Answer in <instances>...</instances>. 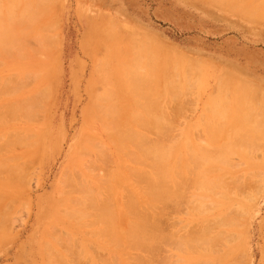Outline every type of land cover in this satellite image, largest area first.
<instances>
[{
    "label": "rangeland",
    "instance_id": "1",
    "mask_svg": "<svg viewBox=\"0 0 264 264\" xmlns=\"http://www.w3.org/2000/svg\"><path fill=\"white\" fill-rule=\"evenodd\" d=\"M5 1L0 0V5ZM32 1L35 2V10L38 3H43L44 8L34 14L33 21L24 19L19 22L21 27H17L21 28L19 30L22 33L18 28V33L11 30L14 22L3 16L6 14L0 10V32L8 34L12 41L14 35L19 34L11 47L0 45V162L4 163L0 164V207L5 208L7 214L1 215V218L8 219H4L6 223L4 222L3 228L0 222V230L4 229L0 231V264H47L49 260L45 261L44 254H57L56 257L53 255L54 258L50 256L55 262L48 257L53 262L48 264H57V259H60L61 264H103L105 260V264H139V260L146 256L148 258L141 260L140 264H264V0H232L234 3L229 0V4L223 0L222 5L218 0ZM249 3L253 5L249 7ZM249 14L253 15L249 17ZM24 22L26 24L22 28L21 23ZM34 33L38 36H34ZM134 74L140 77L139 85L135 84L138 81H130L133 78L136 80ZM165 74H172L173 77L169 76L168 79L172 77L174 80L165 79ZM95 76L96 79L99 77L98 81ZM170 82L177 86L176 98H170L166 93ZM134 85L137 88L130 87ZM141 96L146 100L150 97L156 104H160L156 106L162 108L157 107L162 110V114L155 108L157 116L161 115L160 121L157 117L148 121V125L147 121L134 119L133 116V119L125 117L135 111H142V106L147 101L143 97L141 99ZM18 101L19 104L22 101L29 104V116L26 115L29 113L27 104H22L26 109L25 114L17 111ZM135 104L140 107H135ZM12 106L15 107L11 109ZM130 106L133 110L135 108L134 112L130 111ZM240 107L242 116H239ZM109 109H115L114 112L117 110L116 113L120 110L118 117L116 114V118L113 117L120 122L121 132L117 130L120 135L127 128L133 130L131 134L128 129L131 139L126 135V144L123 141L126 139L125 134L121 137L115 131L119 128H116L117 123L114 124L116 120H110ZM225 114H229V118ZM141 117L143 118L142 115ZM124 120H127V124ZM232 121L238 125L234 126V123L229 126L233 124ZM150 122L159 124L155 126L157 123ZM227 125L231 128L228 129ZM245 125L247 128L244 129ZM106 126L111 127L107 129ZM219 127L228 131L224 132ZM132 135L141 136L138 137L141 140L137 141V151L136 143H133L135 137ZM249 138L253 139L250 141ZM6 141L10 145L4 149L2 146ZM128 141L135 144V148ZM140 142L143 144L140 145ZM149 144L157 146L159 150L161 145L168 148L164 150L167 155L164 152L163 159L169 166L166 170L168 176L165 175L164 179L168 181V185L172 183V188L167 186L170 192L176 187L175 184L173 187V182L180 183L178 190L185 183L180 188L182 196L179 197V191L174 190L178 191V197L175 196L170 201L164 199L169 202L165 201V205L163 200L154 205V208L148 207L142 196V188L139 189L142 182L140 175L136 173L137 170L139 173V170L144 169L143 165L135 164L140 163L141 152L150 149ZM73 146H80V155L73 157ZM126 149L134 159L139 156L138 162L128 156ZM137 154L139 155L136 156ZM83 165L89 167V170ZM179 165L181 167L178 169ZM134 168L136 171H133ZM90 170L93 171L89 172ZM146 170L151 169L147 167ZM18 171H24L22 181L25 177V186L22 184L24 181L17 182L21 181L17 176ZM65 172L74 177L79 175L75 177L76 182H82H77V185H83L80 188L86 185L87 191L79 192L81 189L78 186L80 190L76 188L72 195L80 198L79 203L60 207L56 204L60 196L57 186L61 185ZM10 174L13 175L10 177ZM181 179L184 181L182 184ZM199 181H202L200 185L205 183V186L197 187ZM206 182L211 186L206 185ZM204 187H209L211 191ZM91 190L94 197L98 198L94 199ZM126 192L131 193L129 195L132 197H129L136 203V206L132 204L133 207L130 208L138 207L137 211L140 212L144 208L147 219L149 216L154 222V213L161 212L162 216L158 213V217L162 220L160 217L156 218L159 221L155 220L158 222V226L155 224L156 229H159V225L162 228L159 229L161 235L158 230L160 241H156L157 238L155 243L148 241L149 247L152 245L156 250L145 247L148 252H141L144 248L139 251L137 246L133 249L128 243L126 245L130 248L124 245V242H128L125 241L127 235L123 240H120V236L113 237L115 233L111 234L109 230L112 223L110 226L108 224L107 235L102 237V228L107 229L105 220L102 219L101 223L104 221L106 227L99 225L98 221L99 227L95 224L91 226L96 221L95 218L91 219L93 217L86 216V220L89 218L85 221L86 225L83 224L84 216L76 217L79 216L76 209L83 210L86 207L85 210L88 211L87 208L91 206H103L107 200V211H114L116 219L113 218L115 222L113 221L112 231L114 232L117 224L119 235H125V231L121 232L120 229L124 230L125 221L127 225V220L131 221L135 217V208L132 210L133 218L129 216L131 212H126L130 209L125 207ZM218 192L225 193L226 196H218ZM79 193L82 194V199ZM87 197L91 199L88 200ZM129 197L128 204L131 202ZM157 206H161L159 208L163 212ZM61 209H66L67 212ZM69 209L75 212V217L74 212ZM0 213L4 211L0 209ZM230 217L233 223H229L232 222ZM79 222L84 226L78 225ZM98 228L102 231L96 232L95 229ZM92 230L99 232L101 236L98 237ZM189 230L198 232L191 236ZM51 231L55 232V236ZM187 232L190 237H183ZM200 232L202 235L198 236ZM109 233L116 238L115 245L122 241L118 248L112 244L113 238H110L112 242L109 245ZM55 237L60 242L53 241ZM66 237L67 243L62 241ZM44 241L51 243H48L52 246L50 248L57 247L56 251L50 249V253L44 246ZM56 243L66 251H74L70 250L67 254ZM61 254H67L64 260L62 256L60 258ZM153 254L157 257L151 261L149 257H153ZM134 256L142 258L138 260ZM129 257H133L137 263Z\"/></svg>",
    "mask_w": 264,
    "mask_h": 264
},
{
    "label": "bare ground",
    "instance_id": "2",
    "mask_svg": "<svg viewBox=\"0 0 264 264\" xmlns=\"http://www.w3.org/2000/svg\"><path fill=\"white\" fill-rule=\"evenodd\" d=\"M217 1V0H216ZM218 1H220V4L222 5V3H223V0H222V2H221V0H218ZM227 1H229V0H226L225 2H227ZM225 2H224V4H225ZM229 2H231V3H234V1L232 2V0H230ZM215 3V2H214ZM228 3V2H227ZM39 5L37 6V8H36V10H35V2L34 1H32V0H23V1H21V0H6L5 1V3L1 6L0 5V10L2 11V13H4V14H6V15H3V16H5L7 19H9V20H12V22H14V24H13V26H11L10 28H11V30L13 31V32H16V33H18L17 31L19 30V29H21V28H19V27H21V26H19L20 24H19V22L21 21V20H24V19H30V20H32L33 21V16H34V14L36 13V12H40V11H38L39 9L41 10H43V8H44V6H43V3L42 4H40V3H38ZM217 4H218V2H217ZM223 4V6H225ZM229 4V3H228ZM250 4V3H249ZM252 5H253V3H251ZM249 5V7H251L252 5ZM255 4V3H254ZM220 5V6H221ZM229 6V5H228ZM232 6H234L233 4H232ZM231 6V7H232ZM241 6V5H240ZM243 6H245V5H243ZM247 6V5H246ZM256 6V4L254 5V7ZM230 7V6H229ZM249 7H247V8H249ZM258 7H259V3H258ZM228 8V7H227ZM233 8H235V7H233ZM236 8H237V6H236ZM245 8V7H244ZM239 9V8H238ZM231 10H233L232 8H231ZM236 11H238V10H236ZM255 11V10H254ZM42 12V11H41ZM243 12V11H242ZM241 12V13H242ZM256 12V11H255ZM238 13H240V11H238ZM246 13H247V11H246ZM246 13H244V14H246ZM248 13H249V11H248ZM251 15H253V14H251ZM251 15L249 14V17H251ZM253 17V16H252ZM22 22V21H21ZM24 24H26V22H24L23 24L21 23V25H23L22 26V28L24 27ZM27 24H30V23H28L27 22ZM17 26H19V27H17ZM17 28H18V30H17ZM25 29H27L26 27H25ZM24 29V30H25ZM19 32L20 33H22L20 30H19ZM24 33V32H23ZM32 35V34H31ZM37 35V33L35 34L34 33V36H36ZM19 36V34H17V36L16 35H14V38H13V41H12V39H11V37L8 35V34H5V33H1L0 32V45H2V46H10L11 47V45L12 44H14V42L15 41H17L16 40V38ZM23 36V35H22ZM22 36H21V40H22ZM38 36V35H37ZM139 37V36H138ZM138 37L136 38V39H138ZM19 38V37H18ZM36 38V37H35ZM110 39L112 38V37H109ZM144 38H146V37H144ZM20 40V39H19ZM41 40V39H40ZM107 40H109V39H107ZM110 41V40H109ZM152 41V40H151ZM43 43V42H42ZM42 43H40V44H42ZM154 43V42H153ZM149 44V43H148ZM150 45V44H149ZM43 46V45H42ZM158 46V45H157ZM160 46V45H159ZM160 48V47H159ZM98 49V48H97ZM0 52H2V51H0ZM107 52V51H106ZM159 52H160V49H159ZM94 53V52H93ZM108 53V52H107ZM185 54V53H184ZM102 55V54H101ZM99 57V56H98ZM97 56H96V58H98ZM96 58H94V59H96ZM105 58H103L102 60L103 61H105V62H107L106 60H104ZM100 60V59H99ZM188 61V60H187ZM96 62V61H95ZM118 62V61H117ZM189 63H190V61H189ZM108 64V63H107ZM125 64V63H124ZM128 63H126V65H127ZM192 64V63H191ZM196 64V63H195ZM97 65H99V64H97ZM121 65V64H120ZM189 65V64H188ZM194 65V64H193ZM200 65H202V64H200ZM107 66V65H106ZM118 66V65H117ZM129 66V65H128ZM127 66V67H128ZM99 67V66H98ZM108 67V66H107ZM161 67H163V66H161ZM190 67V66H189ZM197 67H199V66H197ZM106 68V67H105ZM114 68V67H113ZM120 68H122V66L120 67ZM106 69H108V71H109V68H106ZM199 69V68H198ZM197 69V71H199ZM100 70V69H99ZM105 70V69H104ZM128 70H129V68H128ZM97 71V70H96ZM124 71H126L125 69H124ZM130 71H131V67H130ZM129 71V72H130ZM136 71V70H135ZM134 71V73L136 74V72ZM94 73V72H93ZM149 73H150V71H149ZM154 73H155V71H154ZM95 75H97L96 73H94ZM109 74V73H108ZM120 74H121V72H120ZM129 74V73H128ZM134 74V75H135ZM127 75V74H126ZM126 75H124L125 77H126ZM132 75V74H131ZM137 75V74H136ZM135 75V78H136V80H130V81H138L137 83H135V84H137V85H139L138 83H140L139 81H140V77H138V76H136ZM151 75H153V70H152V73H151ZM150 75V76H151ZM166 75V74H165ZM222 75H224V74H222ZM221 75V76H222ZM105 76H106V74H105ZM109 76V75H108ZM128 76H130V75H128ZM169 76H172L173 77V75L172 74H170ZM169 76L168 75H166L165 77H167V78H165V79H167V80H171V79H173L172 77H170V79H168L169 78ZM134 77V76H133ZM162 77V76H161ZM163 77H164V73H163ZM162 77V78H163ZM99 78V77H98ZM98 78L96 79V76H95V79L98 81ZM119 78V77H118ZM117 78V79H118ZM129 78V77H128ZM223 78V77H222ZM117 79H116V81H117ZM104 80V79H103ZM174 80V79H173ZM173 80H172V82H173ZM95 81V80H94ZM105 81V80H104ZM125 81V80H124ZM129 81V82H130ZM166 81V80H165ZM220 81V80H219ZM237 81V80H236ZM104 83V82H103ZM120 83V82H119ZM123 83V82H122ZM168 83V82H167ZM171 83V82H170ZM101 84V83H100ZM131 84V83H130ZM119 85V84H118ZM165 85H166V83H165ZM129 86V85H128ZM96 87V86H95ZM130 87H136V85H134V86H130ZM166 87H167V85H166ZM137 88V87H136ZM96 89V88H95ZM128 90V89H127ZM135 90V89H134ZM145 90H147V89H145ZM107 91V90H106ZM132 91V90H131ZM149 91H150V93H152V91L149 89ZM149 91H147V92H149ZM94 92H96L95 90H94ZM134 92V91H133ZM141 92V91H140ZM142 92H144V90L142 91ZM141 92V93H142ZM154 92V91H153ZM38 93V92H37ZM102 93V92H101ZM112 93H113V91H112ZM139 93V92H138ZM166 93L168 94V96L170 97V98H176L175 96H177V86L174 84V83H171L170 84V87H168V90L166 91ZM40 94H42V92L40 93ZM40 94L38 95V98H39V100L41 99V96H40ZM93 94V93H92ZM103 94V93H102ZM137 94V93H136ZM140 94V93H139ZM146 94V96H150L149 95V93H145ZM104 95V94H103ZM31 96V95H30ZM34 96V95H33ZM42 96H44L43 94H42ZM136 96V95H135ZM138 96H140V95H138ZM264 96V95H263ZM97 97V96H96ZM137 97V96H136ZM142 97L143 96H141V99H142ZM260 97V96H259ZM135 98V97H134ZM137 98H139V97H137ZM144 98V97H143ZM263 98V97H262ZM131 99H133V97H131ZM140 99V98H139ZM139 99H137V101L139 100ZM111 100V99H110ZM130 100V99H129ZM144 101L146 100L145 98L143 99ZM25 101V100H24ZM147 102V104L146 105H144V106H142V111L141 110H139V111H141V112H137V111H135L134 112V110H135V108H134V110L132 109V107L130 106V111L131 112H134L132 115L131 114H128V115H126L125 117H131V119H138V120H142V121H150V120H153L154 118H157V119H159V117L161 116V115H159V116H157L158 114L157 113H155V108H156V110H159V113L160 114H162L160 111H162V110H160V109H162L160 106H156L157 104H156V102L155 101H153V100H151L150 99V97H149V100H146ZM149 101V102H148ZM104 102V101H103ZM112 102L113 101H111V104H112ZM130 102V101H129ZM133 102H135V101H133ZM25 103V102H24ZM23 103V101H22V103H20L21 104V106H20V104H19V101H18V104H16V109H17V111L19 110V111H21V112H19V113H21L22 114V111H23V113H24V111H26V109L24 108V107H22V104H24ZM132 103V102H131ZM139 103H140V101H139ZM145 103V102H144ZM153 103H154V105H153ZM244 103H245V101H244ZM15 104V103H14ZM27 104V103H26ZM26 104H24V105H26ZM133 104V103H132ZM256 104H257V102H256ZM17 105H19V106H17ZM23 105V106H24ZM35 105H37V104H35ZM130 105V103L127 105V110H129L128 108V106ZM134 105V104H133ZM158 105H160V104H158ZM262 105V104H261ZM29 106V104H27V107ZM31 106H33L32 104H31ZM94 106V105H93ZM112 106V105H111ZM156 106V107H155ZM15 107V106H14ZM13 106H12V108L11 109H13L14 108ZM35 107V106H34ZM116 107V106H115ZM135 107H137V105L135 104ZM140 107V106H139ZM139 107H137V108H139ZM157 107L159 108L160 107V109H157ZM250 107V106H249ZM37 108V107H36ZM91 108H93L92 107V104H91ZM97 108V107H96ZM98 108H99V106H98ZM104 107H102V109H103ZM112 108V107H111ZM136 108V110H138ZM6 109H8V107L6 108ZM10 109V108H9ZM10 109V110H11ZM35 109V108H34ZM33 109V110H34ZM100 110H101V107L99 108ZM105 109V108H104ZM123 109V108H122ZM235 109V108H234ZM236 109H237V107H236ZM5 110V109H4ZM3 110V111H4ZM94 110V109H93ZM107 110H108V108H107ZM115 110V109H114ZM114 110L112 109V111L114 112ZM125 110H126V107H125ZM126 110V111H127ZM243 110H244V107H243ZM110 109H109V112H108V114L111 116V118H110V120L112 119H114V118H116L115 117V114H116V116L118 117V114H120V110H118V114L116 113V111L113 113ZM124 111V110H123ZM130 111H128V113L130 112ZM244 111H246V110H244ZM7 112V111H6ZM14 112H16V110L14 111ZM32 112V111H31ZM102 112V111H101ZM112 112V113H111ZM125 112V111H124ZM239 112V111H238ZM238 112H237V114H238ZM243 112V111H242ZM241 112V107H240V112H239V114L240 113H242ZM252 112V111H251ZM250 112V113H251ZM9 112H7V114H8ZM18 113V112H17ZM143 113V114H142ZM235 113V112H234ZM16 114V113H15ZM14 114V115H15ZM25 114V113H24ZM28 114H30V106H29V113L27 112V114L26 115H28ZM31 114H33V113H31ZM108 114H106L107 116H109ZM136 114L138 115V116H136ZM243 114V113H242ZM242 114H240L239 116H242ZM5 115H6V113H5ZM12 115H13V113H12ZM141 115L143 116V118L141 117ZM226 115H228V118H229V114H225V117H227ZM248 115V114H247ZM29 116V115H28ZM31 116V115H30ZM109 116V117H110ZM132 116H133V118H132ZM155 116V117H154ZM236 116V115H235ZM114 117V118H113ZM119 117H120V115H119ZM236 117H238V116H236ZM255 117V116H254ZM126 118V119H127ZM227 118V119H228ZM245 118H247V117H245ZM157 119L156 120H154V121H157ZM160 119H161V117H160ZM160 119L158 120V121H160ZM235 119V118H234ZM248 119V118H247ZM114 120H116V119H114ZM118 120H119V118H118ZM242 120H243V118H242ZM260 120V119H259ZM262 120H264V119H262ZM5 121V120H4ZM86 121V120H85ZM92 121V120H91ZM103 121V120H102ZM119 121H121V120H119ZM126 123L125 124H127V120H124ZM141 121V122H142ZM246 121V120H245ZM257 121V120H256ZM101 122V121H100ZM112 122V121H111ZM131 122H132V120H131ZM240 122V123H239ZM241 120L239 121L238 120V123L240 124V125H243V124H241ZM249 122V121H248ZM115 123H117V125H116V128H119V129H116L115 131H117V130H120V122H118L117 120L114 122V124ZM133 123V122H132ZM156 124L155 126H157L159 123L158 122H150V124ZM232 123H233V121H232ZM234 123H236V125H234ZM232 125H229V126H237L238 125V123L237 122H234ZM245 123V122H244ZM250 123V122H249ZM249 123H246V125L248 124V126H249ZM108 124V123H107ZM111 124V123H110ZM134 124H136V123H134ZM145 124V123H144ZM148 125H149V122L147 123ZM146 124V125H147ZM222 124V123H221ZM220 124V125H221ZM260 124H262V123H260ZM137 125H139L140 126V123H137ZM227 125V128L229 129V128H231V127H229ZM246 125H245V127L243 126V128L245 129V128H247L246 127ZM256 125V124H255ZM263 125V124H262ZM102 126V125H101ZM223 126V125H222ZM252 126V125H251ZM259 126V125H258ZM107 127V126H106ZM111 127V126H110ZM110 127H107V129L108 128H110ZM114 127H115V125H114ZM113 127V129H115ZM138 127V126H137ZM146 127V126H145ZM148 127V126H147ZM224 127V126H223ZM223 127L221 128L224 132L225 131H228L227 129H223ZM242 127V126H241ZM256 127V126H255ZM139 128V127H138ZM144 128V127H143ZM103 129H104V127H103ZM130 130V128H127V131L126 130H124L125 132H123L121 135L123 136L124 135V137L126 138V135H128V137H130V139H131V135L129 136V130ZM219 129H220V127H219ZM220 129V130H221ZM253 129V128H252ZM110 131H112V129H110ZM230 131V130H229ZM120 132H121V130H120ZM130 132H131V134H132V132H133V130H130ZM222 132V131H221ZM104 133V132H103ZM117 133L119 134V131H117ZM116 133V135H118ZM134 133H135V131H134ZM133 133V134H134ZM99 134V133H98ZM137 134V133H136ZM142 134V133H141ZM141 134H139V135H141ZM231 134V133H230ZM245 134V133H244ZM120 135V134H119ZM120 135V136H121ZM6 136H8V135H6ZM121 136V137H122ZM133 136V135H132ZM137 137H135V135L133 136V137H135V139H137V140H135L134 139V141L133 140H131V141H133V143H136V148H135V144H133V147L136 149V151H137V147H138V145H139V143H137V141L139 142V140H141L140 138H138V137H141V136H138V135H136ZM211 136V135H210ZM242 136V135H241ZM237 137V136H236ZM253 137V136H252ZM117 139H119L118 137H117ZM116 139V140H117ZM133 139V138H132ZM142 139H145V138H143V136H142ZM240 139V138H239ZM250 139V138H249ZM251 139H253V138H251ZM251 139H250V141H251ZM77 140V139H76ZM86 140V142H87V139H85ZM122 140V139H121ZM74 141H75V139H74ZM73 141V142H74ZM78 141V140H77ZM88 141H89V139H88ZM91 141V140H90ZM118 141V140H117ZM123 141L125 142V144H126V141H127V138L124 140L123 139ZM131 141H128V143H130ZM10 142V141H9ZM98 142V141H97ZM5 143V142H4ZM90 143H92V142H90ZM9 143L6 141V144L4 145V146H2V148H6V147H8L9 145H8ZM94 144H95V142H94ZM131 144V143H130ZM131 144V145H132ZM141 144H143V142H140V145ZM155 144V143H154ZM158 144V143H157ZM248 144V143H247ZM8 145V146H7ZM98 145V144H97ZM110 145V144H109ZM148 145V144H147ZM147 145H145V146H147ZM150 145V149H144L142 152H141V150L140 151H138V152H141V157H139L138 155L139 154H137L136 156H138L139 158H140V163L138 164V163H136L135 162V164H137V165H140V164H142L143 165V168H140V169H143V170H139L140 172L138 173V170H137V173H136V175H140V177H141V182H142V186L141 187H139V189L140 188H142V196H143V198H144V200H145V203L148 205V207L150 206H153V208H154V205L156 206V205H158V202H162L164 199H169V201H170V199L171 198H173V197H175L176 196V193L178 192L179 194H177V195H179V197H180V195L182 196L183 195V193L182 194H180L181 193V190H180V188H183V186L182 185H184L185 186V183H183L182 184V182H184L183 181V179H181V187L179 188V190H178V184H180V183H178L177 184V182H173V187H174V184H175V186L176 187H174L173 189H171V192H170V189H168L167 188V186L169 187L170 186V184H172V183H169V185H168V181H166L165 179H166V176L165 175H167L168 176V173L166 172V170H168V167L169 166H167L168 164H167V162H165L164 160L165 159H163V153L165 152L164 150H167L168 148H166L165 149V147L163 148V147H161L160 146V148L162 149L163 148V151H162V153H161V149L159 150V148H157V146L155 147V145H152V144H149ZM229 145V144H228ZM256 145V144H255ZM143 146V145H142ZM141 146V147H142ZM151 146L153 147V148H151ZM159 146V145H158ZM249 145H247V147H248ZM251 146H252V144H251ZM258 146V145H257ZM74 148V150H73V157H76L78 154L80 155V146H73ZM140 147V146H139ZM149 147V146H148ZM4 148V149H5ZM147 148V147H146ZM234 148V147H233ZM0 149H1V147H0ZM83 150H84V148H82ZM117 149V148H116ZM120 149V148H119ZM125 149V148H124ZM229 149V148H228ZM235 149V148H234ZM248 149V148H247ZM3 150V149H2ZM149 150H152V152L151 153H149ZM243 150H244V148H243ZM1 151V150H0ZM85 151V150H84ZM84 151H83V153H84ZM129 150H127L126 149V151L125 152H127V154H128V156L130 155L129 153L130 152H128ZM86 152V151H85ZM118 152H119V150H118ZM169 152H170V150H169ZM229 152H231V151H229ZM241 152H242V150H241ZM82 154V153H81ZM124 154V153H123ZM126 154V153H125ZM126 154V155H127ZM131 154H133L134 155V153H131ZM165 154H166V152H165ZM170 154V153H169ZM27 155V154H26ZM149 155H150V158H149ZM167 155V154H166ZM131 156V155H130ZM129 156V157H130ZM169 156V155H168ZM247 156V155H246ZM132 157V159H134L133 158V156H131ZM138 157H136L134 160L135 161H137L138 162ZM3 159V158H2ZM222 159V158H221ZM251 159V158H250ZM173 160V159H172ZM221 161V160H220ZM226 162V164L228 163L227 161H225ZM2 162H0V164H1ZM2 164H4V163H2ZM93 164H94V162H93ZM175 164H176V161H175ZM224 163L222 162V165H223ZM19 165V164H18ZM18 165H16V166H18ZM21 165H23L22 163H21ZM85 165V164H84ZM83 165V166H84ZM91 165V164H90ZM95 165V164H94ZM177 165H178V163H177ZM87 166H88V164H87ZM93 166V165H92ZM14 167H15V165H14ZM18 167H20V166H18ZM17 167V168H18ZM22 167V166H21ZM72 167L74 168V164H72ZM84 167H86V166H84ZM94 167V166H93ZM93 167H90L91 169L93 168ZM150 168L151 170L150 171H148V170H146L145 171V169L146 168ZM167 167V168H166ZM181 167V165H179V167H178V169ZM21 169V168H20ZM86 170H89V167H86L85 168ZM19 170V169H18ZM23 170H25L24 169V167H23ZM76 170V169H75ZM93 170H95L94 168H93ZM93 170H90L89 172H92ZM9 171V170H8ZM7 171V172H8ZM15 171H17V170H15ZM20 171V170H19ZM18 171V172H19ZM73 171V170H72ZM133 171H136L135 170V168L133 169ZM12 173H13V170L11 171ZM17 172V173H18ZM22 173H20L19 172V175H17L19 178H20V180L21 181H18L17 180V182H23L24 181V183H25V181L26 180H24V178H23V181H22V174H23V172L24 171H21ZM64 172V171H63ZM67 172V171H66ZM65 172V174L63 175V179H62V181H60V183H61V185L60 184H58V186H57V189L60 191V196L58 197V200H57V202H56V204H59L60 205V207H61V205L63 206V207H67V205L69 204V205H72L73 203H79V201H80V198H77V197H75L74 195H72L73 193H75L76 191V188H78V186H79V188H80V186H83V185H77V182L79 183V181H77L76 182V178L75 177H78L77 175L74 177V176H71V175H67V173ZM68 172H69V170H68ZM130 172H132V170L130 171ZM9 173H10V171H9ZM76 173H77V171H76ZM75 173V174H76ZM135 173V172H134ZM71 174V173H70ZM13 174H10V177L12 176ZM24 175V174H23ZM16 177V176H15ZM18 177H16V178H18ZM75 179H74V178ZM175 177V176H174ZM177 177V176H176ZM13 178H14V176H13ZM13 178H11V179H13ZM15 178V179H16ZM18 178V179H19ZM165 178V179H164ZM168 178V177H167ZM3 179V178H2ZM10 179V178H9ZM79 179V178H78ZM77 179V180H78ZM82 179V178H81ZM84 179V178H83ZM167 182V185H166V182ZM173 180H175V179H173ZM209 180V179H208ZM212 180V179H211ZM216 180V179H215ZM15 181V180H14ZM13 181V182H14ZM88 181V180H87ZM210 181V180H209ZM214 181V180H213ZM16 182V183H17ZM81 182L82 181H80V183L79 184H81ZM178 182H179V180H178ZM205 182V181H204ZM211 182V181H210ZM219 182V181H218ZM223 182V181H222ZM221 182V183H222ZM24 183H22L23 184V186H25L26 185V183L24 184ZM198 183V185H197V187H199V186H201V187H203V186H205L204 184H202V185H200L201 183H202V181H201V183H200V181L199 182H197ZM196 183V184H197ZM216 183V182H215ZM220 183V182H219ZM218 183V184H219ZM224 183V182H223ZM1 184V183H0ZM82 184H84V183H82ZM141 183H139V185H140ZM177 184V185H176ZM207 184H210V183H207L206 182V185ZM217 184V185H218ZM226 184V183H225ZM3 185V184H2ZM20 185H21V183H20ZM85 185V184H84ZM212 185H214V183H212ZM5 186V185H4ZM210 186H211V184H210ZM215 187H218V186H216V184L214 185ZM220 186V185H219ZM7 187V186H6ZM85 187H86V185H85ZM85 187H82V188H84L85 189ZM171 187V186H170ZM67 188H69V190H67ZM78 188V190H80L79 192H81V191H84V193H86V189L84 190V189H82V188H80L79 189ZM87 188V187H86ZM172 188V187H171ZM200 188V187H199ZM204 188H206V187H204ZM211 188V187H210ZM228 188V187H227ZM250 188V187H249ZM91 188H89V190H90ZM212 189H213V187H212ZM216 189H218V188H216ZM250 189H252V188H250ZM6 190V189H5ZM16 190V189H15ZM77 190V191H78ZM173 190V191H172ZM174 190H178L177 192L176 191H174ZM206 190H209V187L208 188H206ZM92 191V190H91ZM90 191V192H91ZM127 191H128V189H127ZM200 191H202V188L200 189ZM211 191V189L209 190V192ZM213 191V190H212ZM224 191H226L225 189H224ZM99 192H101V191H99ZM175 192V193H174ZM208 192V191H207ZM78 193V192H77ZM127 193V192H126ZM129 193L130 192H128L125 196H127V200L125 199V201H126V205H125V207L127 206V208L129 209L130 208V206H132L133 207V205L132 204H134L135 206H136V203H134L133 202V200L130 198V197H132L131 195H129ZM171 193V194H170ZM215 193V192H214ZM92 195H93V191H92V193H91ZM131 194V193H130ZM211 194H212V192H211ZM219 194H221L222 196L221 197H223V196H226V195H224L225 193H219L218 192V196H220ZM78 195H80V197H81V193H79ZM98 195V194H97ZM214 195V194H213ZM83 196H84V194H83ZM88 196V195H87ZM91 196V195H90ZM96 196V195H95ZM130 196V197H129ZM167 196H168V198H167ZM172 196V197H171ZM217 195H215V197H216ZM217 196V197H218ZM92 197V196H91ZM93 197H94V195H93ZM92 197V198H93ZM128 197H129V199H130V201L131 202H133V203H127V201H128ZM176 197H178V196H176ZM175 197V198H176ZM197 197H199V199H200V196H197ZM196 197V198H197ZM220 197V198H221ZM237 197V196H236ZM2 197H0V199H1ZM89 197H87L86 199H88ZM95 198H98V196L97 197H94V199ZM184 198V197H183ZM79 199V200H78ZM81 199H82V197H81ZM91 198H89L88 200H90ZM102 199V198H101ZM100 199V200H101ZM206 199V198H205ZM226 199V198H225ZM2 200V199H1ZM203 200V199H202ZM234 200V199H233ZM13 201V200H12ZM83 200H81V202H82ZM93 201V200H92ZM95 201V200H94ZM93 201V202H94ZM104 201V200H103ZM109 201V200H108ZM165 201H167V202H169L168 200H164V202ZM96 202H98V201H96ZM129 202V201H128ZM72 203V204H71ZM90 203H91V201H90ZM230 203V202H229ZM235 203H237V202H235ZM44 204V203H43ZM105 204H107V200H105V202H104V204H103V206L102 205H97L95 208H93L92 206L90 207V208H87L88 209V211H86L85 210V208L83 209V210H80V208H78V210L76 209V213L78 214L79 213V216L77 215H75V212L74 211H72L71 209H69L70 211H72V212H74V217L76 216V217H78V218H81V216H84L85 217V219H84V225H86V222L88 221V219L86 220V218L87 217H93V218H91V219H94L95 218V220L97 221H94L93 222V224L91 225V226H93L94 224L95 225H98L97 223H98V221H99V225H103L104 227H106L107 226V229H104V228H102L104 231H106L107 230V232H104V231H102V229H100V228H98L97 230L95 229V231L97 232V231H102V233H101V235H102V237L103 236H106L107 234H105V233H108V227L110 226V225H114V219H115V216H114V211L112 212V211H110L109 213H108V209L106 208V206H105ZM108 204H109V202H108ZM123 204V203H122ZM131 204V205H130ZM169 204V203H168ZM204 204V203H203ZM75 205V204H74ZM128 205H129V207H128ZM165 205H166V202H165ZM135 206H134V208H135ZM198 206V205H197ZM230 206V205H229ZM40 207H42V206H40ZM83 207V206H82ZM81 207V208H82ZM116 207H118V206H116ZM121 207V206H120ZM130 208L129 210H131V211H129V210H127L126 212H131L132 213V215H133V212H132V210L134 211V208ZM159 207H161V206H157V208L159 209V210H161ZM200 207V206H199ZM70 208V207H69ZM75 208V207H74ZM104 208H106L105 210L107 211H104ZM138 208V207H137ZM137 208H135V212H134V215H135V217H134V215L133 216H131V213L129 214V216H130V218L132 217H134V219L133 220H131V221H129V220H127V225H126V221H125V227L123 228L124 230H122V228L120 229L121 230V232H123V231H125V232H123V233H125V235L123 236V235H119L120 233H118V231L116 230L117 229V224L114 226V232L112 231V228H113V225L112 226H110V228L111 229H109L110 230V233L111 234H113V233H115V234H113V237H118L119 238V236L121 237L120 238V240H123L124 238H125V236L127 235V239L125 240V241H128V242H124L125 244L124 245H126V243H128V244H130L131 245V247L134 249V246H137V248H138V250L140 251L141 249L140 248H144V250H142L141 252H145V251H147L148 252V250L146 249L145 250V247L146 248H152L153 246L151 245L150 247H149V243H148V241L149 240H152V241H154L156 238H157V240L156 241H158L159 239H158V237L161 235L160 234V225H159V229H156V226H158V222H155V220H156V218L158 217V213H160V216H162L161 215V212H158L157 214H156V212L155 211H153V210H151V211H153V213L155 214V217L156 218H154V222H153V220L151 221L150 220V217L148 216V219H147V212H145V209L143 208V212H140V211H137L138 209ZM156 208V207H155ZM163 208H164V206H163ZM200 208H202V207H200ZM199 208V209H200ZM0 209H2V212L4 211V213H0V222H2V228L4 227V219L7 221L8 219H6V218H1V215H3V214H6L5 212V208H1L0 207ZM4 209V210H3ZM60 209V208H59ZM149 209H151V208H149ZM61 210H64V209H61ZM85 210V211H84ZM112 210V209H111ZM235 210V209H234ZM162 211V210H161ZM48 212V211H47ZM64 212H67V210L65 209L64 210ZM107 213L106 215H105V217H103V215H104V213ZM163 212V211H162ZM235 212H237V211H235ZM235 212H234V214H235ZM8 213V212H7ZM136 213V214H135ZM62 214V213H61ZM109 214H111V216H108ZM113 214V215H112ZM127 214V213H126ZM7 215V214H6ZM5 215V216H6ZM39 215V214H38ZM37 215V216H38ZM41 215V214H40ZM53 215V214H52ZM69 215V217H70V214H68ZM169 214H167V216H168ZM236 215V214H235ZM5 216H2V217H5ZM47 216V215H46ZM54 216V215H53ZM87 216V217H86ZM107 216H108V218L109 217H111V218H109V220H108V218H107ZM127 216H128V214H127ZM128 216V217H129ZM159 216V217H160ZM7 217V216H6ZM48 217V216H47ZM55 217V216H54ZM59 217V216H58ZM65 217V216H64ZM83 217V218H84ZM158 217V218H159ZM114 218V219H113ZM165 218H166V216H165ZM164 218V219H165ZM231 218V219H230ZM229 218V220H231L232 221V217H230ZM52 219V218H51ZM56 219V218H55ZM65 219V218H64ZM91 219H90V223H92L91 222ZM99 219V220H98ZM105 220V225L103 224L104 223V221H102L103 223H101V220ZM111 219H113V220H111ZM152 219H153V217H152ZM160 219L162 220V218L160 217ZM163 219V220H164ZM46 220V219H45ZM49 220V219H48ZM108 220V222H106ZM116 220V219H115ZM124 220H125V218H124ZM150 220V221H149ZM228 220V219H227ZM234 220V219H233ZM39 221H42L41 219L39 220ZM59 221V220H58ZM86 221V222H85ZM114 221V222H113ZM156 221H159V219H157ZM6 223V222H5ZM38 223V222H37ZM62 223V222H61ZM110 223H112V224H110ZM157 223V225L155 226V224ZM170 223V222H169ZM207 223V222H206ZM229 223H233V221L232 222H230L229 221ZM53 224V223H52ZM51 224V225H52ZM83 224H81L80 222L78 223V225H82V226H84ZM108 224H109V226H108ZM168 224V223H167ZM67 225V224H66ZM98 225V226H99ZM122 225V224H121ZM207 225V224H206ZM72 226V225H71ZM82 226H80V227H82ZM88 226V225H87ZM91 226H89V227H91ZM102 226V227H103ZM123 226V225H122ZM121 226V227H122ZM170 226V225H169ZM204 226V225H203ZM68 227V226H67ZM74 227V226H73ZM99 227H101V226H99ZM116 227V228H115ZM171 227V226H170ZM183 227H185V226H183ZM182 227V228H183ZM208 227V226H207ZM206 227V228H207ZM158 228V227H157ZM200 227L198 226V229H199ZM205 228V229H206ZM51 229H53V228H51ZM162 229V228H161ZM181 229V228H180ZM179 229V230H180ZM1 230H3L4 231V229H1ZM0 230V231H1ZM116 230V231H115ZM158 230H159V234L160 235H158ZM178 230V231H179ZM201 230V229H200ZM61 231V230H60ZM93 232H95L94 230H92ZM112 231V232H111ZM161 231H163V230H161ZM167 231V230H166ZM192 231V232H191ZM195 230H189L188 232H190V234H191V236L192 235H196V233L198 232L197 230V232L195 231ZM207 231H209V230H207ZM58 232V231H57ZM91 232V231H90ZM95 232V233H96ZM157 232V233H156ZM188 232H187V234L184 236V235H182L183 237H187V236H189L190 237V234L188 235ZM51 233H52V231H51ZM55 233V232H54ZM54 233H52L53 235H54ZM103 233L105 234V235H103ZM109 233V234H110ZM117 233V234H116ZM162 234H163V232H161ZM165 233V232H164ZM167 233V232H166ZM59 234V233H58ZM61 234H62V232H61ZM94 234V233H93ZM97 235H98V237L99 236H101L100 235V233L98 232V233H96ZM108 234V235H109ZM111 234L108 236L109 237V239H108V237H107V240L109 241V245H110V243L112 242V240H113V242H112V244L113 245H115V239L116 238H113L112 236H111ZM199 235L198 236H200V235H202V233L200 232V233H198ZM47 235H48V233H47ZM51 235V234H50ZM51 236V237H54V236ZM116 235H118V236H116ZM222 235V234H221ZM96 236V235H95ZM166 236V238H167V235H164V237ZM63 237V236H62ZM97 237V236H96ZM162 237V236H161ZM160 237V238H161ZM47 238V237H46ZM110 238H113L112 240H110ZM165 238V239H166ZM52 239V238H51ZM57 239H59V238H57ZM56 239V237L55 238H53V241H56V242H60V240L58 241ZM65 239H67V237L66 238H63L62 239V241L64 242L65 241ZM68 240V239H67ZM67 240L65 241V243H67ZM115 240V241H114ZM119 240V239H118ZM117 240V241H118ZM120 240L117 242V243H119L120 242ZM61 241V242H62ZM160 241V240H159ZM62 242V243H63ZM162 242V241H161ZM161 242H159V243H161ZM44 243V246L46 247V249H54V251H56V249H57V247H56V249L53 247V248H50V246L51 245H49V244H51V243H46L45 241L43 242ZM121 243H122V241L119 243L120 245H121ZM151 243H153V242H151ZM154 243H155V241H154ZM47 244H48V246L49 247H47ZM111 244V246H113ZM119 244H116L115 246L118 248V245ZM157 244V243H156ZM56 245L57 246H59V249L60 248H62V247H60L61 245H59V244H57L56 243ZM63 245V244H62ZM67 245H69V244H67ZM147 245H148V247H147ZM43 246V247H44ZM55 246V245H54ZM71 246V245H70ZM123 246V245H122ZM126 246H128V245H126ZM156 246V245H155ZM160 246H161V244L160 245H158V247H156L157 249L158 248H160ZM44 247V248H45ZM52 247V246H51ZM75 247V246H74ZM82 247V246H81ZM129 247V246H128ZM70 248V247H69ZM130 248V247H129ZM131 248V249H132ZM154 248V247H153ZM35 249V248H34ZM62 249H64L65 250V248H62ZM68 249V248H67ZM155 249V248H154ZM48 250V251H49ZM61 250V249H60ZM58 251V253L60 252L61 253V251ZM71 249H68L67 251H66V253L67 254H69L68 253V251H70ZM76 250V249H75ZM81 250H82V248H81ZM81 250H79V251H81ZM135 250H136V247H135ZM150 250V249H149ZM156 250V249H155ZM154 250V251H155ZM64 251V252H65ZM72 251V250H71ZM74 251V250H73ZM72 251V252H73ZM151 251V250H150ZM158 251H160V250H158ZM52 252H53V250H52ZM63 252V251H62ZM77 252V251H76ZM113 252V251H112ZM146 252V253H147ZM156 252V251H155ZM43 253H45V250L43 251ZM50 253H51V250H50ZM49 252H48V254H50ZM150 253V252H149ZM160 253V252H159ZM67 254L65 255V256H67ZM126 254V253H125ZM125 254H123V255H125ZM130 254H132V253H130ZM45 255V261L47 260V262H48V260H49V262L48 263H53V262H50V259H52L53 260V255L56 257V255L57 254H50V256H52L53 258H50V256L48 255L47 256V254H44ZM111 255V254H110ZM115 255V254H114ZM134 255H138V254H134ZM149 255H152L151 253L149 254ZM46 256H47V258L48 259H46ZM61 256L63 257V260H64V258H65V256H63L62 254L60 255V258H61ZM116 256V255H115ZM139 256V255H138ZM138 256H134V257H137L136 259H138L139 260V258H142L141 256L138 258ZM146 256V255H145ZM59 257V256H58ZM57 257V258H58ZM112 257V256H111ZM128 256H126V258H127ZM150 257H152V256H150ZM149 257V259L151 260H153V258L155 257V259H156V255H154L153 254V257L152 258H150ZM44 258V257H43ZM113 258H115V257H113ZM112 258V259H113ZM145 258V257H144ZM144 258H142L141 260H143ZM146 258H148L147 256H146ZM145 258V259H146ZM66 259H67V257H66ZM65 259V260H66ZM129 259H131L130 257H129ZM132 259H133V257H132ZM131 259V260H132ZM63 260H61V261H63ZM114 261H117L116 259H113ZM112 260V262H114ZM134 260V259H133ZM141 260H139L140 262H141ZM148 260V259H147ZM151 260V261H152ZM54 262H55V260H53ZM56 261H58V263L57 264H61V263H59L60 262V259H57ZM104 261V260H103ZM106 261L107 260H105L104 262L106 263ZM136 260H134V262H135ZM138 261V262H139ZM144 261H146V260H144ZM154 261V260H153ZM103 262V264H105ZM110 262H111V260H110ZM140 262H139V264H140ZM47 263V264H48ZM117 263V262H116ZM115 263V264H116ZM132 263V262H131ZM136 263H137V261H136ZM148 264V263H146V262H143V264ZM156 263V262H155ZM19 264V263H18ZM55 264V263H54ZM63 264V263H62ZM114 264V263H113ZM133 264H135V263H133ZM138 264V263H137ZM152 264V263H151Z\"/></svg>",
    "mask_w": 264,
    "mask_h": 264
}]
</instances>
